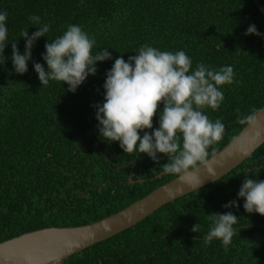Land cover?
<instances>
[{
	"label": "trees",
	"instance_id": "16d2710c",
	"mask_svg": "<svg viewBox=\"0 0 264 264\" xmlns=\"http://www.w3.org/2000/svg\"><path fill=\"white\" fill-rule=\"evenodd\" d=\"M253 1L0 0V13L8 14L6 60L0 62V242L40 228L90 224L175 177L155 178L167 163L163 154L158 153L157 164L138 151L124 153L119 142L109 143L99 134L96 105L104 103L106 73L116 58L127 61L144 45L184 51L193 70L201 62L213 70L233 67L234 82L221 87L219 109H204L210 120L225 125L223 139L212 146L216 152L222 148L244 126L238 116L264 104V8ZM33 15L39 25L30 22ZM44 24L50 30L34 43L28 71L16 73L12 43L23 54L21 32L28 29L31 36ZM69 25H79L95 39L94 54L104 48L112 54L97 62L96 74L74 93L60 81L42 86L34 70V63L47 70L45 44ZM250 25L261 35H245ZM157 128L159 111L153 129L146 131ZM131 161V181L141 183L127 182ZM246 176L264 180V143L220 179L59 264H264V216L247 213L237 195ZM234 200L239 207H223ZM229 211L238 224L227 250L215 238L205 244L209 214Z\"/></svg>",
	"mask_w": 264,
	"mask_h": 264
},
{
	"label": "clouds",
	"instance_id": "9594fccd",
	"mask_svg": "<svg viewBox=\"0 0 264 264\" xmlns=\"http://www.w3.org/2000/svg\"><path fill=\"white\" fill-rule=\"evenodd\" d=\"M7 12L0 13V62L4 63L5 47L8 37ZM33 25L40 24L38 16L29 17ZM29 36L28 29L21 32L25 38L23 54L12 43V63L15 72L28 71V61L32 58L34 43L46 36L50 26L44 24ZM261 35L250 25L245 35ZM95 39L82 30L79 25H69L63 35L45 44L42 55L47 70L41 63H34L42 86L50 81L67 84V91L75 92L89 75L97 72V62L112 59L111 52L104 48L95 54ZM234 69L225 65L213 70L203 62L192 69V60L184 51H161L148 45L142 46L138 54L125 61L118 57L106 73L103 85L104 103L96 105V119L99 134L109 143L119 142L124 153L138 151L146 154L159 164V154L167 157L162 174H173L189 186L201 185L199 176L201 166L208 174L217 176L214 165L217 152L213 145L219 143L225 134V125L220 119L212 121L204 109H219L224 100L221 87L234 82ZM163 104L162 111L159 106ZM159 111V128L153 129V119ZM241 125L257 126L256 110L251 114L238 116ZM143 133V135H141ZM256 135H260L259 132ZM242 144V140H237ZM211 148V152L209 149ZM222 166V165H220ZM195 181V183H193ZM238 198L244 199L243 208L247 213L264 216V180L247 176L238 191ZM223 207H239L237 201H230ZM211 227L204 237V243L212 240L222 241L225 250L237 232L238 216L231 211L209 214ZM200 225L195 224L192 231L197 233Z\"/></svg>",
	"mask_w": 264,
	"mask_h": 264
},
{
	"label": "water",
	"instance_id": "95a60500",
	"mask_svg": "<svg viewBox=\"0 0 264 264\" xmlns=\"http://www.w3.org/2000/svg\"><path fill=\"white\" fill-rule=\"evenodd\" d=\"M258 1L264 0H254L253 3L258 8H264L257 5ZM256 115L257 126L244 125L217 151L219 163L214 165L217 176L212 177L208 174L206 167L201 166L199 176L202 183L198 187L182 183L175 175L165 184L158 186L120 211L98 221L76 227L40 228L1 241L0 264H59L83 249L132 227L163 205L220 179L264 143V104L256 110ZM97 127L96 125L95 128ZM257 132L260 133L259 136L256 135ZM237 140H242L243 143L238 144ZM130 164L127 182L141 183L142 180L131 181L134 162L131 161ZM161 175L163 174L160 173L155 178Z\"/></svg>",
	"mask_w": 264,
	"mask_h": 264
}]
</instances>
